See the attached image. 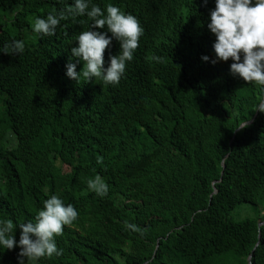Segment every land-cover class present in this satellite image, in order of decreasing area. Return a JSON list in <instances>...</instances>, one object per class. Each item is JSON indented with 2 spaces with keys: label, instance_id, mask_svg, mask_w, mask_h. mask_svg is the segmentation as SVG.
Listing matches in <instances>:
<instances>
[{
  "label": "trees",
  "instance_id": "trees-1",
  "mask_svg": "<svg viewBox=\"0 0 264 264\" xmlns=\"http://www.w3.org/2000/svg\"><path fill=\"white\" fill-rule=\"evenodd\" d=\"M71 2L0 0V12L14 9L0 19V47L23 38L28 13ZM92 3L143 28L117 85L65 76L86 16L27 38L22 54L0 53V218L34 222L53 194L73 205L78 218L55 238L62 255L38 264H248L251 251L264 264V113L254 107L264 93L230 74L231 59L210 62L214 0ZM109 51H119L114 39L105 66ZM96 175L103 197L87 187ZM241 203L255 216L229 217ZM18 251H0V264H17Z\"/></svg>",
  "mask_w": 264,
  "mask_h": 264
},
{
  "label": "clouds",
  "instance_id": "clouds-1",
  "mask_svg": "<svg viewBox=\"0 0 264 264\" xmlns=\"http://www.w3.org/2000/svg\"><path fill=\"white\" fill-rule=\"evenodd\" d=\"M208 15L207 29L214 35L211 45L214 58L210 60L209 56L202 55L201 60L215 64L231 59L230 74L260 86L264 93V0H214V8ZM82 16L87 17L89 26L74 37L76 46L70 48L65 76L75 82L83 78L84 82L91 80L115 86L124 75L126 64L132 61L143 35L135 16L113 4L102 10L92 0H72L68 7L50 11L46 17H35L31 30L38 38L53 36L61 21L69 18L76 21ZM113 39L118 42L119 51L115 55L109 51L105 66L104 53ZM23 52V41L15 39L0 47V53L5 55ZM77 64H82L79 71H76ZM254 107L264 113V95ZM245 126L244 121L237 128ZM87 187L99 197L108 192V185L99 175L89 179ZM77 218L73 205L65 204L53 194L43 202L34 222L14 224L12 219L0 218V251L11 250L14 245L18 247L17 264H38L41 258L59 257L63 250L57 247L55 238L62 234L64 226L73 224ZM17 227L20 229L18 240L14 239ZM124 227L137 231V227L127 221Z\"/></svg>",
  "mask_w": 264,
  "mask_h": 264
},
{
  "label": "rangeland",
  "instance_id": "rangeland-1",
  "mask_svg": "<svg viewBox=\"0 0 264 264\" xmlns=\"http://www.w3.org/2000/svg\"><path fill=\"white\" fill-rule=\"evenodd\" d=\"M14 9H7L3 12H0V19L2 20V23L4 24H8L9 23V19H10V15L11 12H13ZM35 14H29L27 15V24L25 27L21 28V31H23V38L20 41H23L24 45L28 44L29 42L27 41V38H33V36L35 35L32 30H31V26L34 23V18H35ZM33 33V34H31ZM264 204V201L261 202V204H259V209H263L262 205ZM255 208L250 205L249 203H241L237 206H235L234 208H232L229 211V217H231L234 220H239V219H243L246 217H252L255 216ZM262 213V212H261Z\"/></svg>",
  "mask_w": 264,
  "mask_h": 264
},
{
  "label": "water",
  "instance_id": "water-1",
  "mask_svg": "<svg viewBox=\"0 0 264 264\" xmlns=\"http://www.w3.org/2000/svg\"><path fill=\"white\" fill-rule=\"evenodd\" d=\"M256 113H257V111L255 112V115H256ZM252 120H249V121H247V122H245V123H250ZM241 125V124H240ZM237 130V129H236ZM235 130V131H236ZM222 167H224V164H222ZM221 173H222V171H221ZM213 192H215V190L213 191ZM212 192V193H213ZM264 223V221H261V222H259L258 223V227L261 225V224H263ZM259 236H260V234L258 233V238H259ZM256 246V245H255ZM156 247H157V244H156ZM155 247V248H156ZM251 253H252V251H251ZM251 253L248 255V257H247V261H248V264H251V262H250V259H251Z\"/></svg>",
  "mask_w": 264,
  "mask_h": 264
}]
</instances>
